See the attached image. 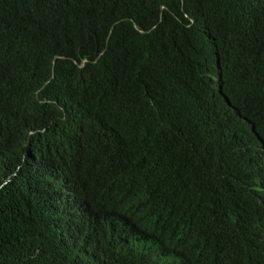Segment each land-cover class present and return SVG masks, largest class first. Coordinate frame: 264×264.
<instances>
[{
    "label": "trees",
    "instance_id": "1",
    "mask_svg": "<svg viewBox=\"0 0 264 264\" xmlns=\"http://www.w3.org/2000/svg\"><path fill=\"white\" fill-rule=\"evenodd\" d=\"M0 264H264V0H0Z\"/></svg>",
    "mask_w": 264,
    "mask_h": 264
},
{
    "label": "water",
    "instance_id": "2",
    "mask_svg": "<svg viewBox=\"0 0 264 264\" xmlns=\"http://www.w3.org/2000/svg\"><path fill=\"white\" fill-rule=\"evenodd\" d=\"M110 32H111V30H110ZM57 59H58V57L55 56L54 59H53V62H55V60H57ZM87 61H88V60L85 59V60H83L82 62L85 63V62H87ZM81 66H82V65H80V67H81Z\"/></svg>",
    "mask_w": 264,
    "mask_h": 264
}]
</instances>
